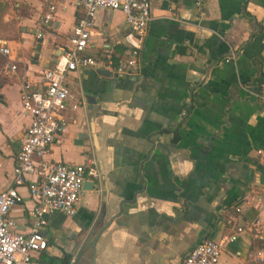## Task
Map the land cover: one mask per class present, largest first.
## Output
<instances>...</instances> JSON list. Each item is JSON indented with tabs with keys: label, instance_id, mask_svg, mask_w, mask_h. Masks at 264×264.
<instances>
[{
	"label": "crops",
	"instance_id": "0c3cea01",
	"mask_svg": "<svg viewBox=\"0 0 264 264\" xmlns=\"http://www.w3.org/2000/svg\"><path fill=\"white\" fill-rule=\"evenodd\" d=\"M150 2L142 37L121 10L99 8L86 50L97 55L109 46L120 59L138 45V69L104 76V68L88 66L66 75L67 127L45 156L77 163L96 153L103 180L83 189L74 214L47 215L41 258L69 264L82 249L80 264H180L202 233L218 237L250 224L223 248L218 264H253L249 253L264 247V203L257 200L264 97L248 89L257 85L264 93V0ZM244 2L253 18L243 13ZM81 10L59 0H0V43L17 63V73L7 75L0 52V188L12 182L28 122L20 79L42 86L41 70L67 45ZM231 51L237 54L226 60ZM18 190L22 199L9 214L27 231L34 199L26 185Z\"/></svg>",
	"mask_w": 264,
	"mask_h": 264
},
{
	"label": "built area",
	"instance_id": "2783aa9c",
	"mask_svg": "<svg viewBox=\"0 0 264 264\" xmlns=\"http://www.w3.org/2000/svg\"><path fill=\"white\" fill-rule=\"evenodd\" d=\"M59 1L72 2L82 10L68 35L67 45L52 65L41 70L42 86L35 87L27 75L20 79V106L23 113L28 115V122L15 156L12 182L9 186L0 188V264H49L41 258L42 251L48 245L44 232L47 215L54 211L74 214L84 189V181H94L100 177L93 154L85 155L84 160L77 163L50 160L45 156L52 142L67 127L64 111L72 94L65 77L70 71L99 66L113 73H126L138 69L140 65L138 45L131 46L126 57L120 59L113 58V50L109 46H105L97 55L86 52L96 11L99 8L121 10L129 29L137 37L146 33L152 17L150 0ZM201 2L202 0H195L197 5ZM51 16V10L45 13V19ZM0 52L7 57L3 63L4 72L9 76L15 75L17 63L11 58L10 47L0 43ZM235 54L231 51L225 59H233ZM248 91L254 97H264L261 91ZM76 105L74 103L72 106ZM257 151L263 153L262 149ZM21 185H26L34 199L28 210L31 224L27 231L17 229L15 219L9 214L10 208L22 199L18 190ZM257 200L258 205L264 203V185L259 189ZM235 209L239 211L241 207L236 205ZM245 228H250V224H235L233 230L218 237L202 238L183 257L181 264H218L223 248L237 239ZM249 258L253 264H264V248L250 252Z\"/></svg>",
	"mask_w": 264,
	"mask_h": 264
},
{
	"label": "water",
	"instance_id": "95a60500",
	"mask_svg": "<svg viewBox=\"0 0 264 264\" xmlns=\"http://www.w3.org/2000/svg\"><path fill=\"white\" fill-rule=\"evenodd\" d=\"M40 40V38L38 39V41ZM237 54V53H236ZM235 54V55H236ZM56 60V59H55ZM99 73L100 74H102V75H104V76H111L112 75V72L111 71H109V70H106V69H99ZM204 77H206V74L204 75ZM203 77V78H204ZM86 100L88 101V103L90 104V103H94L95 101H96V98H95V95L94 94H91V93H89V94H87V96H86ZM91 106H93V105H89V108L91 107ZM96 105H94V109H98V107H95ZM94 156H95V158H96V161H97V164H98V169H99V174H100V179H102L103 180V171H102V168L100 167V164H99V157H98V155L96 154V153H94ZM92 186H93V181L92 180H88V179H86L85 181H84V183H83V188H92ZM121 211H122V205L120 204V208H119V210L116 212V213H114V214H112V216L110 217V219H109V222H107L106 223V225L108 224V223H110V221L112 220V219H114L118 214H120L121 213ZM106 225H104V226H106ZM101 231H97V233H96V236L100 233ZM207 236H209V235H207V232L206 233H202V235H199V237L192 243V245H190L189 246V248H188V250L185 252V254L183 255V257L191 250V248H193L194 246H195V244H197L202 238H204V237H207ZM209 237H212V238H214L215 236H209ZM96 238V237H95ZM94 243V242H93ZM82 253H83V250L81 249L78 253H77V255H75L74 256V258H72V260L70 261V263L69 264H80L81 263V259H82ZM181 264V263H180Z\"/></svg>",
	"mask_w": 264,
	"mask_h": 264
},
{
	"label": "trees",
	"instance_id": "16d2710c",
	"mask_svg": "<svg viewBox=\"0 0 264 264\" xmlns=\"http://www.w3.org/2000/svg\"><path fill=\"white\" fill-rule=\"evenodd\" d=\"M243 13L247 16V17H249V18H253V16L251 15V13L250 12H248L247 10H246V8H245V2H244V4H243ZM262 73V68L260 69V71L258 72V74H261ZM252 87H254L256 90H260V86H257V85H254V86H252ZM260 248H264V247H260ZM258 249V248H257ZM256 250V249H255Z\"/></svg>",
	"mask_w": 264,
	"mask_h": 264
},
{
	"label": "flooded vegetation",
	"instance_id": "af4514ba",
	"mask_svg": "<svg viewBox=\"0 0 264 264\" xmlns=\"http://www.w3.org/2000/svg\"><path fill=\"white\" fill-rule=\"evenodd\" d=\"M186 113H187L186 109H183V110H182V114L184 115V114H186Z\"/></svg>",
	"mask_w": 264,
	"mask_h": 264
},
{
	"label": "rangeland",
	"instance_id": "374dc122",
	"mask_svg": "<svg viewBox=\"0 0 264 264\" xmlns=\"http://www.w3.org/2000/svg\"><path fill=\"white\" fill-rule=\"evenodd\" d=\"M65 81L68 83V81H67V77L65 78Z\"/></svg>",
	"mask_w": 264,
	"mask_h": 264
}]
</instances>
